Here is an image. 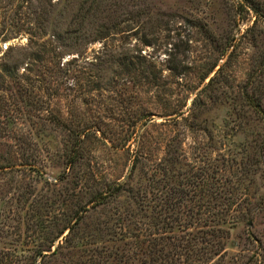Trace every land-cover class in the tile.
Listing matches in <instances>:
<instances>
[{"label":"trees","instance_id":"1","mask_svg":"<svg viewBox=\"0 0 264 264\" xmlns=\"http://www.w3.org/2000/svg\"><path fill=\"white\" fill-rule=\"evenodd\" d=\"M165 17L154 0H0V42L31 37L27 49L10 47L0 63V264H226L232 229L264 205L254 190L264 171V132L246 154L190 163L180 142L157 158L140 136L130 170L113 180L89 137H71L53 160L29 128L105 134L101 121L73 124L52 111L59 86L77 72L87 77L76 84L86 78L95 92L133 74L156 84L153 63L132 44L159 46ZM108 40L119 45L79 62L90 45ZM68 55L78 57L64 64ZM239 98L264 128L263 51ZM175 114L181 109L162 116ZM153 115L132 117L130 126L147 125ZM52 160L56 177L46 173Z\"/></svg>","mask_w":264,"mask_h":264},{"label":"rangeland","instance_id":"2","mask_svg":"<svg viewBox=\"0 0 264 264\" xmlns=\"http://www.w3.org/2000/svg\"><path fill=\"white\" fill-rule=\"evenodd\" d=\"M154 5L169 15L161 43L143 46L134 40L132 45L153 63L157 85L138 82V74H133L116 79L113 88L95 92L86 78L76 84V77L86 74L71 73L70 83L66 77L59 86L52 111L62 120L71 118L73 124L101 121L105 134H67L32 124L29 128L38 134L35 140L45 156L55 160V154L71 137H89L90 150L104 161L109 177L115 180L130 170L131 153L138 149L140 136L146 139V152L157 158L180 142L178 149L186 157L183 163L198 156L214 159L219 154H246L255 148V139L264 128L259 115L248 109L239 93L248 86L264 52V0H154ZM118 41L90 45L86 59L79 62L95 61L101 50L118 46ZM30 43L26 32L0 42V63L10 47L27 49ZM77 57L65 56L63 63ZM25 69L22 66L20 72ZM175 108L181 109V116H162ZM146 112L154 114L147 125L130 126L132 117ZM52 161L47 162L46 173L56 177L59 163ZM255 184L257 198H264V171L259 172ZM226 264H264V205L254 209L252 219L232 229Z\"/></svg>","mask_w":264,"mask_h":264},{"label":"water","instance_id":"3","mask_svg":"<svg viewBox=\"0 0 264 264\" xmlns=\"http://www.w3.org/2000/svg\"><path fill=\"white\" fill-rule=\"evenodd\" d=\"M250 226H252V224L250 223Z\"/></svg>","mask_w":264,"mask_h":264}]
</instances>
